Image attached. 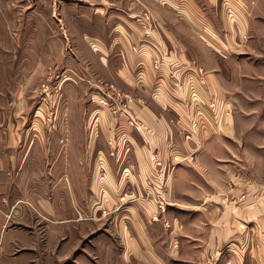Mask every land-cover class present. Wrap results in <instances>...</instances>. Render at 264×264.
<instances>
[{
	"label": "rangeland",
	"instance_id": "obj_1",
	"mask_svg": "<svg viewBox=\"0 0 264 264\" xmlns=\"http://www.w3.org/2000/svg\"><path fill=\"white\" fill-rule=\"evenodd\" d=\"M90 1L104 6L106 21L127 17L143 41L160 29L152 10L164 12L171 39L183 42L204 79L213 74L219 95L201 97L172 71L158 84L165 53L157 51L154 86L174 103L166 117L179 143L167 151L148 147V169L133 183L138 165L124 153L134 132L151 135L140 113L147 105L160 111L153 92L115 82V54L106 68L82 43L72 46L67 10L58 17L55 6L52 14L54 0H0V264H115L124 247L120 225L136 232L132 223L140 219L130 204L138 201L153 204L142 222L161 246L174 226L181 237L206 230L165 219L174 200L196 206L221 194V203L236 205L251 193L248 181L258 182L253 199H264V0ZM228 115L232 134L223 129ZM207 125L218 136L193 144L210 131ZM182 143L193 145L188 151ZM239 185L246 188L231 196Z\"/></svg>",
	"mask_w": 264,
	"mask_h": 264
},
{
	"label": "crops",
	"instance_id": "obj_2",
	"mask_svg": "<svg viewBox=\"0 0 264 264\" xmlns=\"http://www.w3.org/2000/svg\"><path fill=\"white\" fill-rule=\"evenodd\" d=\"M54 2L52 14L55 13V6L58 17L59 11L67 10L65 25L72 46L74 42L82 43V46L87 48L89 53L99 56L98 63L106 68H109L110 60L108 58L111 54H115L111 61L115 60L117 66L113 68L114 79H112L142 95L153 92L154 105L160 111L147 105L140 113L142 121L150 127L151 135L149 133L140 137L134 132L133 137L129 136V151L124 153V158L128 156L136 160L138 172L135 173V176L134 173L130 172V180L137 183L138 180L143 179L148 169L146 162L148 147L161 148L163 151L166 149L167 151L172 145L176 146L179 143V135L166 117L168 107L175 110L174 103L169 101V98L167 99L163 87L154 86L157 72L152 68V63L157 51L161 54L165 53L164 62L160 67L161 72H158L162 74L164 79H160L158 84L159 82L164 84V80L168 81V74L172 71L177 78L183 79L185 84L188 83L194 87L201 97L208 92L215 96L219 95V85L212 73L207 74L204 79L196 67L190 64L189 58L185 56L183 51V42H176L171 39L170 23H167L169 20L165 18L164 12L161 15L152 10L153 15L158 19L160 29L157 28V32L155 31L153 36L148 38V41H143L136 28L130 27L127 17L119 18L118 15L121 14H117L115 19L111 18V20L106 21L104 12H100L104 10V6L96 7L90 0H82L77 4L75 3L76 5L73 4L74 2L72 5L63 4V7L60 8L58 0H54ZM169 2L171 1L169 0ZM80 3L83 5L82 8H79ZM90 4L95 7L94 11L88 7ZM193 9L197 13L202 11L198 6ZM92 44L96 47L94 52L91 51L90 46ZM169 63H173L172 67L169 66ZM200 76L203 81L199 80ZM137 79L140 85L136 87L134 81ZM189 90L190 87H188ZM225 120L224 132L232 134V115H228ZM207 128L210 131L203 133L204 136L202 137V133L199 134L198 138L193 139V144H196L200 139L208 144L212 138L218 136L215 134L216 132L209 129L210 126ZM136 139L139 142L142 140L143 143H138ZM182 144L188 151L193 145ZM205 155L207 154L205 153ZM100 163H103L101 165L104 167L105 173L108 176L112 175L104 161L102 160ZM178 176L180 175L174 176L169 181L172 192L173 189H178ZM248 182H250L251 187L248 189L251 193L247 194V197L236 205L232 202L223 204V201L221 203L219 201L222 199L221 194L212 201H203L196 206L182 202L175 203L174 200L173 205L171 204L167 209L165 219H171L175 222L181 219V222L186 224L185 230H187V225L195 226L194 228L201 225L203 228L206 227V230L201 234L195 232L194 235L191 234L192 236L189 234L191 232H185L181 237L182 231L177 232L174 226L165 235V241L161 246L159 239H154V235L142 222L144 217L146 218L154 212L153 204L140 201L136 203L137 205L130 204L132 210V207L135 206L134 214H137L136 218L138 217L140 221H138L139 223H132L133 228L136 227V232L125 224L120 225L121 244L124 247L121 253H115L113 262L115 264H171L175 262H179V264H224L226 259H230L231 264H264V199L259 201L253 199L252 192L254 193L259 188L258 182ZM121 185L119 184V187ZM249 185L247 186L249 187ZM240 187L246 188L241 185L236 186V191L229 194L231 196L240 195L242 191ZM154 225L158 228L157 224ZM182 239L183 242H181ZM200 240L205 241L203 247H200ZM157 244L161 248H158ZM158 249H162L161 253L157 251ZM193 251L194 254H192Z\"/></svg>",
	"mask_w": 264,
	"mask_h": 264
}]
</instances>
